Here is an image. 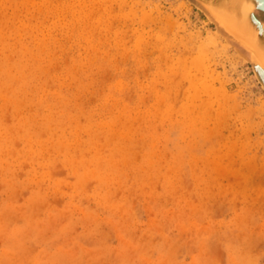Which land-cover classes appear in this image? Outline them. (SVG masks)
Instances as JSON below:
<instances>
[{
  "label": "rangeland",
  "instance_id": "374dc122",
  "mask_svg": "<svg viewBox=\"0 0 264 264\" xmlns=\"http://www.w3.org/2000/svg\"><path fill=\"white\" fill-rule=\"evenodd\" d=\"M216 27L0 0V264H264V88Z\"/></svg>",
  "mask_w": 264,
  "mask_h": 264
},
{
  "label": "water",
  "instance_id": "95a60500",
  "mask_svg": "<svg viewBox=\"0 0 264 264\" xmlns=\"http://www.w3.org/2000/svg\"><path fill=\"white\" fill-rule=\"evenodd\" d=\"M198 1H200V3L202 2L203 4L214 5L218 8L221 7V10H223V12L227 13V15L233 19V24L229 22L222 23V25H217L216 30L228 41L233 42L237 50L250 62L257 80L261 84L262 88H264V65H262L261 60L258 58V56H256L257 48H255L253 43V45H251L249 37L252 38V36L250 33H248L249 31L243 29L241 23H239V20L241 19L239 16H243V14H240V10L226 0ZM193 4L206 15L207 12L201 6V4ZM245 14L249 24L252 26V29H256L258 32H264V0H254V7L250 12L247 10ZM211 22L213 21L211 20Z\"/></svg>",
  "mask_w": 264,
  "mask_h": 264
},
{
  "label": "bare ground",
  "instance_id": "6f19581e",
  "mask_svg": "<svg viewBox=\"0 0 264 264\" xmlns=\"http://www.w3.org/2000/svg\"><path fill=\"white\" fill-rule=\"evenodd\" d=\"M192 1L193 3L196 4L200 3V1L198 0L197 1L192 0ZM226 1H229L233 6H235L240 10V14H243V16L242 15L239 16L241 18L239 20V23H241L242 28L245 29L246 31H249L248 33H250V35L252 36L253 39L249 37L251 45L254 44L255 48H257L256 56H258V58L261 60L262 65H264V32H258L256 29H252L251 28L252 26L249 24L245 14L247 10L248 12H250L254 7V0H226ZM201 6L207 12L206 15L208 16V19H211L213 22H215L214 23L215 26L222 25V23H227V22L233 24V19L230 16H228L227 13L223 12V10H221L222 9L221 7L218 8L214 5L203 4V3L201 4Z\"/></svg>",
  "mask_w": 264,
  "mask_h": 264
}]
</instances>
